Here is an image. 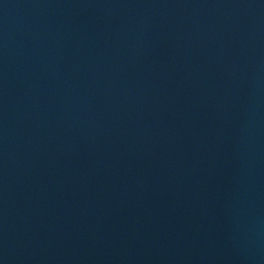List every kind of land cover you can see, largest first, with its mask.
<instances>
[{"label": "water", "instance_id": "obj_1", "mask_svg": "<svg viewBox=\"0 0 264 264\" xmlns=\"http://www.w3.org/2000/svg\"><path fill=\"white\" fill-rule=\"evenodd\" d=\"M0 264H264V0H0Z\"/></svg>", "mask_w": 264, "mask_h": 264}]
</instances>
